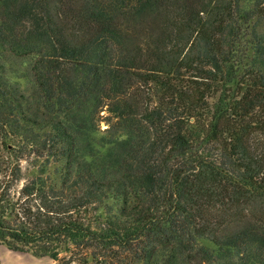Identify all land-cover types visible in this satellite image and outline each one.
<instances>
[{
    "label": "trees",
    "instance_id": "trees-1",
    "mask_svg": "<svg viewBox=\"0 0 264 264\" xmlns=\"http://www.w3.org/2000/svg\"><path fill=\"white\" fill-rule=\"evenodd\" d=\"M0 245L264 264V0H0Z\"/></svg>",
    "mask_w": 264,
    "mask_h": 264
},
{
    "label": "rangeland",
    "instance_id": "rangeland-1",
    "mask_svg": "<svg viewBox=\"0 0 264 264\" xmlns=\"http://www.w3.org/2000/svg\"><path fill=\"white\" fill-rule=\"evenodd\" d=\"M8 76L14 83L20 85L21 89L27 91L30 88L29 81L19 79L18 76L29 72L28 60L13 59L7 64ZM105 128V126H103ZM0 264H54L49 257H37L32 253H17L10 251L7 247L0 246Z\"/></svg>",
    "mask_w": 264,
    "mask_h": 264
},
{
    "label": "crops",
    "instance_id": "crops-1",
    "mask_svg": "<svg viewBox=\"0 0 264 264\" xmlns=\"http://www.w3.org/2000/svg\"><path fill=\"white\" fill-rule=\"evenodd\" d=\"M0 246L3 247V248L6 247L5 245H0ZM10 251H11V250H10Z\"/></svg>",
    "mask_w": 264,
    "mask_h": 264
}]
</instances>
